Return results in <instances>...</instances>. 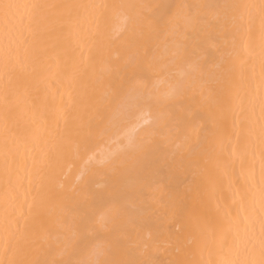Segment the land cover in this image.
<instances>
[{
  "label": "bare ground",
  "instance_id": "obj_1",
  "mask_svg": "<svg viewBox=\"0 0 264 264\" xmlns=\"http://www.w3.org/2000/svg\"><path fill=\"white\" fill-rule=\"evenodd\" d=\"M0 264H264V0H0Z\"/></svg>",
  "mask_w": 264,
  "mask_h": 264
},
{
  "label": "snow or ice",
  "instance_id": "obj_2",
  "mask_svg": "<svg viewBox=\"0 0 264 264\" xmlns=\"http://www.w3.org/2000/svg\"><path fill=\"white\" fill-rule=\"evenodd\" d=\"M27 7H28L27 5L12 4V3L0 4V8H2L4 10L5 16H8L9 12L12 9L19 10L21 8H27Z\"/></svg>",
  "mask_w": 264,
  "mask_h": 264
}]
</instances>
